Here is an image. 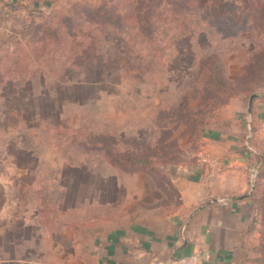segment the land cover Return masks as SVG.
<instances>
[{
	"label": "rangeland",
	"instance_id": "rangeland-1",
	"mask_svg": "<svg viewBox=\"0 0 264 264\" xmlns=\"http://www.w3.org/2000/svg\"><path fill=\"white\" fill-rule=\"evenodd\" d=\"M148 1L0 11V264L60 263L136 204L175 207L168 181L212 149L203 128L264 152V0H155L142 27ZM120 153L156 168L126 171ZM256 194L232 264H264V171Z\"/></svg>",
	"mask_w": 264,
	"mask_h": 264
},
{
	"label": "crops",
	"instance_id": "crops-1",
	"mask_svg": "<svg viewBox=\"0 0 264 264\" xmlns=\"http://www.w3.org/2000/svg\"><path fill=\"white\" fill-rule=\"evenodd\" d=\"M26 3L0 0V11H14L22 4L16 11L24 21L34 8ZM205 132L203 128L202 140L205 146L211 143L212 149L200 170L168 181L178 193L175 207L168 205L166 211L160 204H136L131 216L103 226L91 244H70L63 261L53 264H162L193 253L199 256L197 264H232L254 217V205L247 196L251 192L247 168L256 163L264 168V152L247 147L235 133L225 132L227 138L221 139L212 131L206 140Z\"/></svg>",
	"mask_w": 264,
	"mask_h": 264
},
{
	"label": "trees",
	"instance_id": "trees-1",
	"mask_svg": "<svg viewBox=\"0 0 264 264\" xmlns=\"http://www.w3.org/2000/svg\"><path fill=\"white\" fill-rule=\"evenodd\" d=\"M154 1L155 0H149L147 3L141 2V4L137 7L135 14H134V18L135 20H137L142 27L144 26H148L149 25V15L152 12V9L154 8ZM179 3H182L181 1ZM212 5L214 7V9H216L217 5L219 4L217 0H212ZM179 5V4H178ZM44 25L46 24L45 22L43 23ZM71 30L74 28L76 32H78L80 35H87L89 34V32L87 30H85L80 24H75L74 21L70 22ZM51 32H53V30H51ZM89 49H91V47H89ZM8 54L9 52L6 51ZM2 60V59H1ZM2 64L0 63V72L2 71V68L4 66V62L5 60H2ZM1 75V74H0ZM120 167H122L124 170L126 171H134L136 169H155L156 168V164L153 163L152 159L149 157H134L129 155L128 153H120L118 154V162H117ZM256 168H257V172L256 175L254 177V179L252 180V184H253V188L251 190L250 193L247 194V196L251 197L253 205L255 207V203H256V189H257V184L259 181V177L262 175V172L264 171V168L262 166L261 163H256L255 164Z\"/></svg>",
	"mask_w": 264,
	"mask_h": 264
},
{
	"label": "built area",
	"instance_id": "built-area-1",
	"mask_svg": "<svg viewBox=\"0 0 264 264\" xmlns=\"http://www.w3.org/2000/svg\"><path fill=\"white\" fill-rule=\"evenodd\" d=\"M257 172V168L255 164L250 165L248 168V179H249V192L253 188V184L251 183L254 179ZM252 187V188H251ZM222 203H225V200H221ZM199 261V256L197 253L182 255L178 257H172L168 261L163 262L162 264H197Z\"/></svg>",
	"mask_w": 264,
	"mask_h": 264
},
{
	"label": "water",
	"instance_id": "water-1",
	"mask_svg": "<svg viewBox=\"0 0 264 264\" xmlns=\"http://www.w3.org/2000/svg\"><path fill=\"white\" fill-rule=\"evenodd\" d=\"M252 188V187H251Z\"/></svg>",
	"mask_w": 264,
	"mask_h": 264
}]
</instances>
